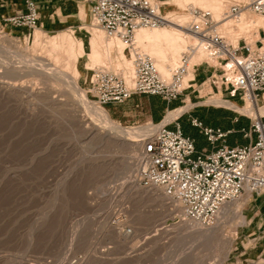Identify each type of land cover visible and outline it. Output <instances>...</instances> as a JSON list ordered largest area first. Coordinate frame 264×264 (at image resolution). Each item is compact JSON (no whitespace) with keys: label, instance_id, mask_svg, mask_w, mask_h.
I'll list each match as a JSON object with an SVG mask.
<instances>
[{"label":"rangeland","instance_id":"374dc122","mask_svg":"<svg viewBox=\"0 0 264 264\" xmlns=\"http://www.w3.org/2000/svg\"><path fill=\"white\" fill-rule=\"evenodd\" d=\"M153 1L161 11L175 0ZM225 2L229 7L233 0ZM82 8L88 17L83 16ZM82 8L73 20L60 15L56 25L41 19L35 27H16L0 21V32L20 44H5L8 59L0 54V264H264V225L254 230L261 218L250 223L252 213L246 209V195L232 204L242 207L244 223L238 225L241 221L232 210L228 220L222 217V231L217 238L202 242H195L198 237H193L190 227L178 229L172 225L179 220L163 216L157 211L160 206L122 196L120 186L127 174L115 171L127 157V149L87 134V129L99 123V117L83 108L75 91L69 88V77L76 85L88 87L85 76L93 78L94 69L104 67L121 73L126 67L117 65L120 55L115 48L111 66L108 59L90 65L87 49L79 51L77 36H89L85 27L105 33L91 23L86 1ZM194 9L187 10L188 23ZM244 34L241 35L246 37ZM249 34L253 41L258 38L255 33ZM225 36L232 40L231 35ZM21 53L26 61L20 58ZM54 53L59 56L55 58ZM54 58L56 68L52 67ZM205 60L208 58L204 54L198 63L188 65L192 78L186 84H195V91L187 89L175 104L177 108L189 105L178 120L182 125L186 122L194 135L198 129L190 123L192 114L215 126L224 121L212 109L229 110L249 119L256 115L206 102L210 97L232 99L225 93H216L202 75L193 72ZM28 65L55 68L66 79L57 81L53 74H33ZM91 84L86 96L93 102ZM7 85L21 88L10 91ZM136 99L101 106L115 122L132 128L152 121L150 111L143 107L148 96L137 94ZM236 100L244 105L250 103ZM258 107H264V101H258Z\"/></svg>","mask_w":264,"mask_h":264},{"label":"built area","instance_id":"2783aa9c","mask_svg":"<svg viewBox=\"0 0 264 264\" xmlns=\"http://www.w3.org/2000/svg\"><path fill=\"white\" fill-rule=\"evenodd\" d=\"M86 1L91 23L107 37H117L134 49V71L130 77L106 68L94 69L90 89L93 102L123 103L135 94L158 95L171 102L192 86L184 80L191 51L182 55L169 76H164L155 60L134 45L137 30L165 24L158 4L153 0ZM23 2L24 8L7 16L5 22L16 27L37 26L40 10L36 0ZM246 10L264 17V0H233L221 19H215L209 9L196 8L189 30L197 39L196 49L202 48L208 58L204 62L214 68L206 79L210 86L231 99L258 103L264 101V27L259 28L255 41L242 35L236 43L229 42L220 29L222 20L239 18ZM162 121L147 123L154 131L141 139L136 176L144 187H160L181 207L184 221L210 227L225 204L249 193L264 192L263 115L250 117L249 125L239 129L249 141L236 145L227 143V137L236 132L234 128L208 125L190 116L191 125L205 137L210 149H198L195 138L186 134L178 121L173 127L171 122Z\"/></svg>","mask_w":264,"mask_h":264},{"label":"bare ground","instance_id":"6f19581e","mask_svg":"<svg viewBox=\"0 0 264 264\" xmlns=\"http://www.w3.org/2000/svg\"><path fill=\"white\" fill-rule=\"evenodd\" d=\"M172 2H173L172 6L165 7L163 10L160 11V13L162 14L164 18L165 24H167L166 26L140 28L139 30H137L134 36L135 47L149 54L155 60L159 70L162 72L164 76L170 75L172 68L180 62V59L184 53H187L188 51L192 52V56L190 57V61L188 64L189 66L191 65V63H198L204 56V51L202 48L196 49L197 39L189 30L190 23H188L189 17L187 16V13H188L187 10L189 8L194 9V7L199 6L198 8H204V9L211 10L214 14L215 19H221L224 11L228 8L227 2H225V0H175ZM176 12H178L180 15L174 16ZM81 13L83 14V16L85 15V17H88V14H85V11L83 10V8L81 10ZM260 27H264V17L261 15H256L250 10L244 11L240 15L239 18L224 19L221 21V24H220L221 31L224 32V34L231 35L232 40H230L229 38L228 39H229V42L232 41L233 43H236L240 35L243 33L247 34L246 36L247 40H249L248 38L251 36L249 33L251 34L255 33L256 35L255 34L254 35L259 37ZM85 30L89 34V36L87 38L84 36H77V39H78L77 41L79 42L77 43L79 44L77 45V47H79L80 52L86 51L87 49L89 54H86V55L87 56L89 55L88 59H89L90 65L95 64V63L96 64L101 63V61H103L104 63V60L108 59L110 62L109 66H111L112 50L115 48L116 51L120 55V60L119 62H117L118 63L117 65L120 66L123 64L126 67V70L121 73L125 75L127 78L133 74L134 68L132 64H134V49L132 48L128 49L126 43L123 40L117 37H112V38L107 37L105 33L99 32L97 28L91 27L87 29L85 27ZM67 40L68 39L65 37V40H64L65 43H68ZM250 41H253L251 37H250ZM8 43H11V44L15 43V45L17 46L20 45L16 42V40H14V38L13 39L12 37L10 38L8 34L6 33L2 34L0 32V54L3 55V57L1 58H3L4 60L8 59L7 54H6L7 53L6 45H5ZM49 48H51V50L53 51V47H49ZM52 51H49L48 49V52L51 53ZM54 54H55L54 55L55 58L59 56V55L57 56L56 53ZM19 55H21L20 58L22 59L25 58L24 54L21 53ZM49 55L52 56L53 54L51 53ZM55 58H54V62L52 63V65L54 66L52 67H55V63L57 60ZM32 59L41 61L42 63V59L36 58L34 56ZM26 60L27 58H25V61ZM41 63H36V64L40 65ZM13 65L14 64H12V66ZM17 65H14V66L19 67ZM22 66L23 65H21V67ZM36 66L28 65L27 67L29 69V72L33 74L34 73L40 74V75L53 74L56 76L57 81L58 80L62 81L66 79L65 77H61L58 74V72L55 70L56 67L45 70V69H42ZM98 66H102V65H98ZM15 72L17 71L15 70ZM73 72L78 73L75 70ZM191 76H192V73L188 72L184 79L185 82L191 79L192 78ZM85 80L87 82L88 87H80L79 85H76L72 77H69V81H70L69 88L75 91V95L78 97L83 108L85 107L89 109L90 112L91 111L93 112V113L91 112L92 115L95 116L96 114L99 117L97 118V122L99 121V123L94 124L92 127L87 129L86 130L87 134L90 135V137L92 135H95L96 137L99 138V140L105 141V143L110 141L111 143H115L118 146L125 147L128 152L127 157L123 159V162L120 163V166L115 171L116 174L117 173L127 174L126 175L127 180H125L120 186V188L122 189V193H123L122 196H126V198L128 197L140 203L151 202L154 205L160 206V208L157 209V211L163 213V216H167L170 218L177 217V219L180 221L179 222L175 220L173 222L174 224L172 225L176 226L178 229L188 228V227L191 228V231H192L191 233L193 237L194 238L198 237L195 240V242L210 241V240L212 241L215 238H217L219 233L222 231L221 221L223 220V218L225 221L228 220L226 217L229 216V213L232 210L234 211V213L238 216L239 220L241 221L238 225L241 226L244 223L245 215L242 212V207L232 206V204H234V202L236 201L225 204V206L220 212V215L218 216V220H219L218 223H215L210 227H203L195 223L184 221L181 218V215H182L181 207L177 203H175L168 195H166L160 187L142 186L137 180L136 174H133V170H134V166L137 167L140 164L141 139L143 136L151 134L154 131V128L149 124L135 126L132 128H126L120 125L119 123L115 122L110 116L109 112L106 110V108H104L101 105H97L96 103L88 100L86 96V90L90 87V84L92 83V78L91 76H87V77L85 76ZM7 86H8L7 90H10V91L12 90L20 91V88H21V87L16 88L14 86L10 87V85H7ZM206 102L214 103L217 105L231 106L237 110L246 111L252 114H256L258 116L264 113V107H258V103L255 101H250L249 104L244 105V104H241L236 99L226 100L220 97H213V98L210 97V99L207 100ZM188 106L189 105H185V106L176 108L175 110H168L164 119L162 118L163 120L162 123L170 122L171 120H174L184 110H186ZM249 195L250 193L246 195V197H248ZM175 222H179V223H175ZM172 228L173 227H166L165 229H172ZM125 234H128V233L125 232ZM126 236L127 235H125L124 237L127 238Z\"/></svg>","mask_w":264,"mask_h":264},{"label":"crops","instance_id":"0c3cea01","mask_svg":"<svg viewBox=\"0 0 264 264\" xmlns=\"http://www.w3.org/2000/svg\"><path fill=\"white\" fill-rule=\"evenodd\" d=\"M86 0H36V3L39 7L40 10V19L48 25H53V24H59L58 17L60 15H65V16H71V20L75 19V16L79 15V10L82 8V2ZM87 2V1H86ZM88 7L89 3L87 2ZM73 7V9H72ZM24 8V2L23 0H0V21L5 22V18L9 15L15 14L17 11L20 9ZM90 9V8H89ZM264 34H261V37H263ZM197 75H202L203 79L206 80L213 72L214 68H212L210 65L207 63L203 62L200 65H196V68L193 71ZM192 86L189 88H193L191 92L195 91V84H191ZM190 92V93H191ZM190 93L187 94L188 98L191 100ZM217 93V92H216ZM149 100L147 104H144L143 107L145 106L148 108L150 111V117L152 121L159 122L164 119L165 114L169 110V108L175 109L176 101L173 100L171 102H168L164 100L161 96L158 95H147ZM137 94H135L131 99L128 101H137L136 99ZM151 97V98H150ZM180 99V98H179ZM185 100V99H184ZM126 101V102H128ZM160 103H159V102ZM194 106H198L197 102H194ZM136 107H139V102H136ZM210 112V110H207ZM211 111L221 115L223 117V123L216 125L220 126L224 129H230L234 128L235 130H238L232 134H230L227 137V143L230 145H236V144H246L248 143V139L244 138L242 133L239 131V129L243 126H248L250 123V119L245 116H238L232 111L225 110V109H212ZM166 112V113H165ZM165 113V114H164ZM192 116H196L199 119H201L198 115L192 114ZM264 116V115H263ZM236 117H240L241 121L237 122ZM179 116L175 118L174 120H171L170 126H174V122L178 121L180 124L181 122L178 120ZM202 120V119H201ZM203 121V120H202ZM204 122V121H203ZM182 125V124H181ZM208 125H211L208 123ZM186 126V122L182 125ZM215 126V125H212ZM195 128V127H194ZM197 129V128H195ZM188 135H191L192 137L195 138L196 140V146L198 149L201 148H211L210 144L206 141L205 137L199 132H197L196 135L192 134L191 131L187 133ZM246 209L249 211V213H252V217L250 220V223L254 221L255 218L260 217L261 221L259 223V226H254V230L256 227H260L264 225V192L263 193H252L248 196L247 201H246Z\"/></svg>","mask_w":264,"mask_h":264},{"label":"trees","instance_id":"16d2710c","mask_svg":"<svg viewBox=\"0 0 264 264\" xmlns=\"http://www.w3.org/2000/svg\"><path fill=\"white\" fill-rule=\"evenodd\" d=\"M240 121H241V118L239 117L237 122H240ZM183 130L186 134L189 132L186 126H183ZM236 131H238V130H236Z\"/></svg>","mask_w":264,"mask_h":264}]
</instances>
